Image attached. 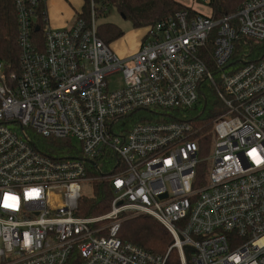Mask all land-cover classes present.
I'll list each match as a JSON object with an SVG mask.
<instances>
[{
    "label": "built area",
    "instance_id": "2783aa9c",
    "mask_svg": "<svg viewBox=\"0 0 264 264\" xmlns=\"http://www.w3.org/2000/svg\"><path fill=\"white\" fill-rule=\"evenodd\" d=\"M44 2L14 0L20 70L0 61V264H165L173 249L179 264H264V53L230 61L236 39L264 42V0L218 18L176 11L127 58L97 36V0L88 20L46 24L40 46ZM116 73L122 83L108 89ZM207 87L202 148L189 118ZM42 138L69 150L48 155ZM96 180L110 183L109 209L77 215ZM139 214L170 233L164 255L118 236Z\"/></svg>",
    "mask_w": 264,
    "mask_h": 264
},
{
    "label": "trees",
    "instance_id": "16d2710c",
    "mask_svg": "<svg viewBox=\"0 0 264 264\" xmlns=\"http://www.w3.org/2000/svg\"><path fill=\"white\" fill-rule=\"evenodd\" d=\"M243 0H209L211 15L214 18L225 14L234 13ZM97 14L102 13L104 8H114L124 19L130 21L134 28H147L157 21L172 16L176 11L186 9L195 13L190 7L183 5L177 0H97ZM36 25L33 34L36 42L41 46L42 31L46 26L44 3L36 9ZM86 20L89 18V0H83V5L78 13ZM35 25V26H36ZM97 36L106 44L123 35L121 28L112 22L96 24ZM17 24L14 10V0H0V61L7 67L9 72L18 73V45H17ZM264 53V42H257L248 38H238L234 42L233 54L230 61L236 62L240 57L251 60L257 59ZM209 59V57H208ZM210 62V59L209 61ZM209 98L206 108L201 114L197 111L189 118L190 124L194 127L193 138L197 139L200 146L208 145L210 142V122L215 99L212 88L207 87ZM193 116H196L195 118ZM39 146L48 155H62L68 151L69 143L66 140L42 138ZM113 197L110 183L107 180H96L92 182L89 195H83L76 210L77 215L98 216L107 212L110 207V200ZM118 236L132 242L144 250L164 255L172 241L168 230L154 217L147 214H139L122 221ZM165 264H179L178 253L175 249L168 252Z\"/></svg>",
    "mask_w": 264,
    "mask_h": 264
},
{
    "label": "rangeland",
    "instance_id": "374dc122",
    "mask_svg": "<svg viewBox=\"0 0 264 264\" xmlns=\"http://www.w3.org/2000/svg\"><path fill=\"white\" fill-rule=\"evenodd\" d=\"M185 6L190 7L196 13L202 15H210L211 8L202 0H177ZM103 22H112L117 24L123 31V35L118 39L112 41L108 47L115 53L117 56L123 58L124 56L128 57L133 54L139 47L142 42L144 35L147 33V28H134L130 21L124 19L114 8L105 9L102 13L97 14L95 23ZM117 44V47L114 46ZM124 53V55L122 53ZM108 89H115L120 86L122 83V76L120 73L113 74L107 77ZM72 145L79 147V143L73 139ZM91 192L90 186L86 185L83 189V193L89 195ZM126 212V211H125Z\"/></svg>",
    "mask_w": 264,
    "mask_h": 264
},
{
    "label": "crops",
    "instance_id": "0c3cea01",
    "mask_svg": "<svg viewBox=\"0 0 264 264\" xmlns=\"http://www.w3.org/2000/svg\"><path fill=\"white\" fill-rule=\"evenodd\" d=\"M82 5L83 0H45L44 9L47 26L51 29L70 27L74 23L78 13L82 8ZM116 47L117 44L114 46V48ZM122 54L124 55V53ZM123 58L127 57L124 56Z\"/></svg>",
    "mask_w": 264,
    "mask_h": 264
},
{
    "label": "snow or ice",
    "instance_id": "6c2138e0",
    "mask_svg": "<svg viewBox=\"0 0 264 264\" xmlns=\"http://www.w3.org/2000/svg\"><path fill=\"white\" fill-rule=\"evenodd\" d=\"M249 155L252 156L253 159L256 160L257 163H260V162H261L260 159H259V157L256 155V150H255V149H253V150L249 153ZM13 199H15V198L13 197Z\"/></svg>",
    "mask_w": 264,
    "mask_h": 264
},
{
    "label": "water",
    "instance_id": "95a60500",
    "mask_svg": "<svg viewBox=\"0 0 264 264\" xmlns=\"http://www.w3.org/2000/svg\"><path fill=\"white\" fill-rule=\"evenodd\" d=\"M187 249H192V248H187Z\"/></svg>",
    "mask_w": 264,
    "mask_h": 264
}]
</instances>
